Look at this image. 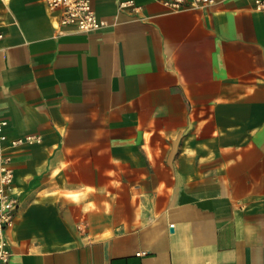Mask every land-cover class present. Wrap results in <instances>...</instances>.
I'll use <instances>...</instances> for the list:
<instances>
[{
	"label": "crops",
	"instance_id": "obj_1",
	"mask_svg": "<svg viewBox=\"0 0 264 264\" xmlns=\"http://www.w3.org/2000/svg\"><path fill=\"white\" fill-rule=\"evenodd\" d=\"M91 1L0 0L7 264H264V10Z\"/></svg>",
	"mask_w": 264,
	"mask_h": 264
},
{
	"label": "built area",
	"instance_id": "obj_2",
	"mask_svg": "<svg viewBox=\"0 0 264 264\" xmlns=\"http://www.w3.org/2000/svg\"><path fill=\"white\" fill-rule=\"evenodd\" d=\"M169 11L179 12L184 10H205L210 6L223 3L228 0H157ZM47 10L53 15L58 25L73 26L80 31L99 30L105 25V20L96 13L91 0H44ZM131 7L135 10L139 6L134 0L120 1L118 8ZM254 8L264 10V0H254ZM4 36L0 29V39ZM4 122H0V132ZM0 139L5 136L0 134ZM20 139H12V145H16ZM31 140L30 136L26 137ZM14 171L12 156L0 149V264H7L10 249L5 236L6 228L11 224L18 208V197L13 186Z\"/></svg>",
	"mask_w": 264,
	"mask_h": 264
}]
</instances>
